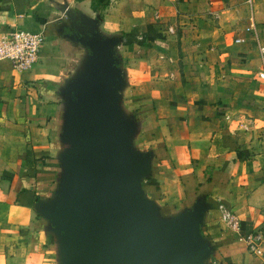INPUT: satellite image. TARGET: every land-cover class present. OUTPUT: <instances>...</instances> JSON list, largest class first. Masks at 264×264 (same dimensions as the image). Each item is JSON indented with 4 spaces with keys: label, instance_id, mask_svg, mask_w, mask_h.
I'll use <instances>...</instances> for the list:
<instances>
[{
    "label": "crops",
    "instance_id": "0c3cea01",
    "mask_svg": "<svg viewBox=\"0 0 264 264\" xmlns=\"http://www.w3.org/2000/svg\"><path fill=\"white\" fill-rule=\"evenodd\" d=\"M79 28L116 42L118 113L158 221L203 207L202 264H261L245 238L264 221V0H0V32L45 38L31 70L0 62V264H64L49 213L70 178L69 92L94 56Z\"/></svg>",
    "mask_w": 264,
    "mask_h": 264
},
{
    "label": "water",
    "instance_id": "95a60500",
    "mask_svg": "<svg viewBox=\"0 0 264 264\" xmlns=\"http://www.w3.org/2000/svg\"><path fill=\"white\" fill-rule=\"evenodd\" d=\"M94 51L89 79L73 86L66 140L70 178L49 213L64 238V264H202L210 256L202 236L204 208L178 221H158L140 181L148 156L134 152L118 113L120 74L114 39L79 28Z\"/></svg>",
    "mask_w": 264,
    "mask_h": 264
},
{
    "label": "built area",
    "instance_id": "2783aa9c",
    "mask_svg": "<svg viewBox=\"0 0 264 264\" xmlns=\"http://www.w3.org/2000/svg\"><path fill=\"white\" fill-rule=\"evenodd\" d=\"M45 38L41 34L21 29L0 32V62H9L15 71L31 70L38 63ZM264 54V48H260ZM264 79V73L260 74ZM221 219L232 230L239 231L240 223L236 215L221 206ZM264 218V212H263ZM248 251L264 264V221L245 238Z\"/></svg>",
    "mask_w": 264,
    "mask_h": 264
}]
</instances>
